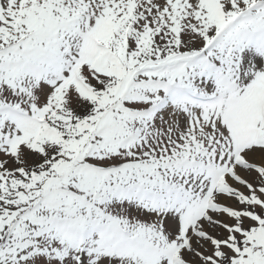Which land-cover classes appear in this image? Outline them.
Returning <instances> with one entry per match:
<instances>
[{
    "label": "snow or ice",
    "instance_id": "obj_1",
    "mask_svg": "<svg viewBox=\"0 0 264 264\" xmlns=\"http://www.w3.org/2000/svg\"><path fill=\"white\" fill-rule=\"evenodd\" d=\"M0 264H264V0H0Z\"/></svg>",
    "mask_w": 264,
    "mask_h": 264
}]
</instances>
